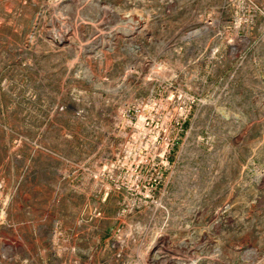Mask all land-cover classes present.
<instances>
[{
    "label": "rangeland",
    "instance_id": "374dc122",
    "mask_svg": "<svg viewBox=\"0 0 264 264\" xmlns=\"http://www.w3.org/2000/svg\"><path fill=\"white\" fill-rule=\"evenodd\" d=\"M0 264H264V0H0Z\"/></svg>",
    "mask_w": 264,
    "mask_h": 264
},
{
    "label": "built area",
    "instance_id": "2783aa9c",
    "mask_svg": "<svg viewBox=\"0 0 264 264\" xmlns=\"http://www.w3.org/2000/svg\"><path fill=\"white\" fill-rule=\"evenodd\" d=\"M140 110L141 108L135 107L123 113V117L128 119V124H129L128 126L139 129V131L135 130L136 136L131 135V137H133L134 139L135 138L138 139L143 134V132H146L151 128L150 117L144 116L140 118V115H139ZM138 120L140 121V126H137Z\"/></svg>",
    "mask_w": 264,
    "mask_h": 264
},
{
    "label": "bare ground",
    "instance_id": "6f19581e",
    "mask_svg": "<svg viewBox=\"0 0 264 264\" xmlns=\"http://www.w3.org/2000/svg\"><path fill=\"white\" fill-rule=\"evenodd\" d=\"M164 244L163 239H156L150 246L149 252L146 254V257L150 258L154 262H159L165 259L164 255H160V250Z\"/></svg>",
    "mask_w": 264,
    "mask_h": 264
}]
</instances>
